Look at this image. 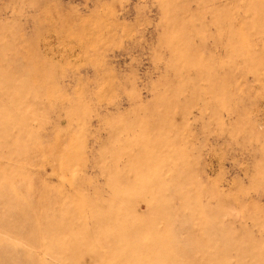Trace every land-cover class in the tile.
<instances>
[{
  "label": "rangeland",
  "instance_id": "obj_1",
  "mask_svg": "<svg viewBox=\"0 0 264 264\" xmlns=\"http://www.w3.org/2000/svg\"><path fill=\"white\" fill-rule=\"evenodd\" d=\"M0 264H264V0H0Z\"/></svg>",
  "mask_w": 264,
  "mask_h": 264
}]
</instances>
